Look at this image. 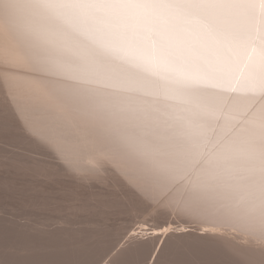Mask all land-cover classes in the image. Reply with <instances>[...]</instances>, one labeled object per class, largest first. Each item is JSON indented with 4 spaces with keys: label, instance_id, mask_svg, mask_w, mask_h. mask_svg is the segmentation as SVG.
Returning a JSON list of instances; mask_svg holds the SVG:
<instances>
[{
    "label": "bare ground",
    "instance_id": "obj_1",
    "mask_svg": "<svg viewBox=\"0 0 264 264\" xmlns=\"http://www.w3.org/2000/svg\"><path fill=\"white\" fill-rule=\"evenodd\" d=\"M0 66V108L189 219L152 226L186 264H264V0H0Z\"/></svg>",
    "mask_w": 264,
    "mask_h": 264
},
{
    "label": "snow or ice",
    "instance_id": "obj_2",
    "mask_svg": "<svg viewBox=\"0 0 264 264\" xmlns=\"http://www.w3.org/2000/svg\"><path fill=\"white\" fill-rule=\"evenodd\" d=\"M37 125L49 128L30 106L0 108V264H186L181 241L139 218L135 190L133 202L107 168L79 169Z\"/></svg>",
    "mask_w": 264,
    "mask_h": 264
},
{
    "label": "rangeland",
    "instance_id": "obj_3",
    "mask_svg": "<svg viewBox=\"0 0 264 264\" xmlns=\"http://www.w3.org/2000/svg\"><path fill=\"white\" fill-rule=\"evenodd\" d=\"M1 67V66H0ZM149 197V196H148ZM147 197V198H148ZM151 198V197H150ZM148 202V201H147ZM149 203H151V201L149 202ZM160 208V207H159ZM161 209V208H160ZM165 209V208H164ZM164 209H162V210H160L161 211V218H160V221L162 222V223H164V224H170L171 223V221H175L176 222V224H177V222L178 221H189V219L188 218H183L184 216H178V214H177V212L175 213V212H173V213H171L170 212V210H167V211H165ZM159 210V209H158ZM162 211H163V213H164V216H163V214H162ZM165 211V212H164ZM155 214V213H154ZM173 214V215H172ZM153 216H154V218H157L158 219V217H156V215H152V213L151 214H149V213H139V218H141L143 221H147V223L150 225V226H154L155 224V222H156V219H155V221H154V219H153ZM183 219H182V218ZM185 219V220H184ZM188 219V220H187ZM136 220H137V218L135 217V216H129V217H126V226L127 227H129L130 229H135V230H137L138 231V229H137V227L139 226V224H137L136 223ZM158 221V223H156V225L157 224H159V219L157 220ZM174 222V223H175ZM191 225V226H193L191 223H186V225Z\"/></svg>",
    "mask_w": 264,
    "mask_h": 264
}]
</instances>
